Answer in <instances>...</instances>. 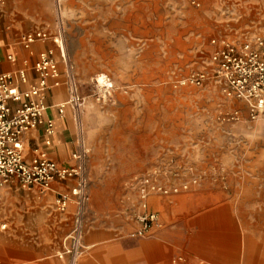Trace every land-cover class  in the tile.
Wrapping results in <instances>:
<instances>
[{"label": "rangeland", "instance_id": "374dc122", "mask_svg": "<svg viewBox=\"0 0 264 264\" xmlns=\"http://www.w3.org/2000/svg\"><path fill=\"white\" fill-rule=\"evenodd\" d=\"M43 1L34 13L38 17L26 20L29 27L35 25L28 30L55 34L62 29L69 65L85 97L81 120L89 150L90 191L83 215L85 249L76 264L87 260L92 250L89 204L94 195L106 221L127 227L115 232L121 240H153L171 224V242L161 245L173 251L172 264L195 260L187 243L195 231L189 223L213 208L229 211L243 256L251 249L264 250V203L256 208L250 202L255 188L264 198V120L222 122L220 112L236 102L226 100L216 87L175 89L171 84L193 69L208 68L212 38L264 36V0H196L197 5L189 0H149L142 13L128 9L123 14L126 33H120L122 18L115 7L137 5L132 0ZM9 7L6 0L4 10ZM47 42L68 75L56 45ZM102 74L113 83L106 99L95 81ZM148 173L157 183L181 189L170 195L150 194L148 210L158 215V224L148 236L132 237L141 211L137 180ZM201 184L208 188L207 207L194 211V191ZM74 208L73 218V208L64 212L71 213L66 238L75 227ZM27 212L22 208L23 219ZM65 255L71 264V256ZM248 261L243 258L242 263Z\"/></svg>", "mask_w": 264, "mask_h": 264}, {"label": "crops", "instance_id": "0c3cea01", "mask_svg": "<svg viewBox=\"0 0 264 264\" xmlns=\"http://www.w3.org/2000/svg\"><path fill=\"white\" fill-rule=\"evenodd\" d=\"M148 1L132 0L137 5L115 7L122 18L120 33H126L128 28L127 17H123V14L128 9L142 13L144 11L142 5ZM43 3V0H10L7 11L4 10L5 4L0 7V73L24 71L27 81L16 82L20 89H28L38 83L34 64L38 60L39 52L50 49L47 41H37L29 49L21 42L23 33L35 29L28 30L35 25L29 27L26 20L37 18L34 13L38 12ZM58 66L59 85L42 93V100L46 106L43 122L35 130L24 135V153L27 159H31L38 152L43 151L49 159L62 165L73 166L76 164L73 153L78 152L82 147L88 150V146L82 136V120L79 128L71 106H66L63 113L59 112L58 106L68 99L69 94L66 86V71L63 64L59 63ZM57 91H61L60 95H57ZM48 120H52L54 125V132L50 136L46 133ZM47 140H49L48 144ZM88 160L89 150L86 159L87 178ZM184 178H187V174ZM74 185L75 180L70 179L65 182H54L48 191H41L37 187L21 189L16 185L2 188L0 264H68V256L65 255V238L66 225L71 213L58 211L55 199L60 193H68ZM195 190L198 196L191 203V208L196 209L194 211L202 210L207 207L204 191H208V188L201 184ZM96 199L94 195L93 202L90 201L89 204L92 213L89 245L92 250L87 260L81 264H172L175 256L173 251H167L161 245V242H171V236L175 233L171 224H168L162 232L159 231L153 240H121L115 232L125 231L127 227L120 228L109 219L106 221ZM261 201L264 203V198L257 196L255 188L250 202L257 208V203ZM173 202L170 201L168 204V208L172 211L176 209ZM22 208L28 211L24 219L21 217ZM69 208H73V218L75 209L73 202ZM232 220L225 207L210 209L193 218L189 227H194L195 231L187 243L189 250L195 254L191 256L195 260H186L184 264H243V258L249 260L248 264H264V250L251 249L245 256L241 254L238 229ZM2 224L6 227L2 228ZM182 245V248L185 247L186 242ZM126 260H129L128 263Z\"/></svg>", "mask_w": 264, "mask_h": 264}, {"label": "built area", "instance_id": "2783aa9c", "mask_svg": "<svg viewBox=\"0 0 264 264\" xmlns=\"http://www.w3.org/2000/svg\"><path fill=\"white\" fill-rule=\"evenodd\" d=\"M189 1L197 5L196 0ZM5 2L6 0H0V7ZM48 40H52L56 45L59 57L69 71L68 75L66 74L69 97L58 106L59 112L63 113L66 106H71L76 123L81 128V111L85 97L80 93L78 81L69 65L62 29L51 34L38 28L23 33L21 37L22 45L28 49L37 41ZM210 44L208 68L193 69L188 74L174 79L172 86L175 89L185 86L216 87L226 100L236 102L220 112L219 118L222 122L264 120V36L255 33L240 40L212 38ZM58 65L54 49L39 52L38 60L34 64L38 83L28 89H20L16 84L27 81L24 71L0 73V192L9 185H16L21 189L37 187L41 191H48L56 181L74 179L75 185L68 193L58 194L55 206L58 211L65 212L72 202L76 205L75 227L65 239V253L71 256V264H76L85 249L82 232L83 215L89 203L86 176L88 150L82 147L73 153L76 164L66 166L49 159L43 151L27 159L23 145L24 135L35 130L43 122L46 106L42 93L59 85ZM104 76L103 82L99 81V77L95 81L98 83L100 96L106 99L111 94L113 83L109 76ZM53 132V122L48 120L46 133L50 136ZM46 143L48 144L49 140ZM153 173L144 174L137 180L141 211L136 216L139 225L132 232V237H146L158 224V215L148 210L150 194L170 195L178 193L181 189L179 186L167 187L157 183V174ZM183 189H187V185H184ZM1 227L6 225L2 224Z\"/></svg>", "mask_w": 264, "mask_h": 264}, {"label": "bare ground", "instance_id": "6f19581e", "mask_svg": "<svg viewBox=\"0 0 264 264\" xmlns=\"http://www.w3.org/2000/svg\"><path fill=\"white\" fill-rule=\"evenodd\" d=\"M104 77H105L104 74L99 75V81H100V82H103V81H104Z\"/></svg>", "mask_w": 264, "mask_h": 264}]
</instances>
